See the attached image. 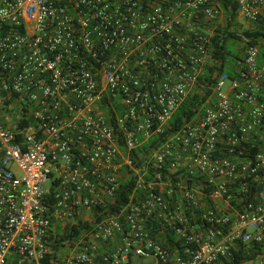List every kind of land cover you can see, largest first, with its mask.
Segmentation results:
<instances>
[{"label":"built area","instance_id":"2783aa9c","mask_svg":"<svg viewBox=\"0 0 264 264\" xmlns=\"http://www.w3.org/2000/svg\"><path fill=\"white\" fill-rule=\"evenodd\" d=\"M231 1L233 30L264 16ZM223 2L0 0V264H264V41L210 71Z\"/></svg>","mask_w":264,"mask_h":264},{"label":"trees","instance_id":"16d2710c","mask_svg":"<svg viewBox=\"0 0 264 264\" xmlns=\"http://www.w3.org/2000/svg\"><path fill=\"white\" fill-rule=\"evenodd\" d=\"M228 2V3H227ZM224 6L233 9L234 13L231 14L229 18V24L225 27L224 31H221L222 37L219 35H215L213 38V44L215 49L212 53V59L216 62L213 68H210V71L216 70L218 72H225L227 57L230 55L229 52V45L240 42L246 46L255 45L262 41H264V16L255 24V26H251L250 28L246 29L245 31H237L233 30V20L235 19L236 9L237 6L231 0H224ZM220 32V30H219ZM237 57V54L234 55V58ZM216 78H212V76L207 72L200 77L199 84L197 85V92L193 93L186 101L179 107L178 111L174 114L173 120L171 123V128L167 130V133L175 131L183 124L188 122L189 120L193 119L199 112H201L202 107L206 99L211 96L212 89L209 87L202 88L203 85L211 86L215 83ZM130 187L124 186L121 188L119 193V201L117 206L120 203H124V198L130 191ZM233 205L236 208H239L240 205L236 202H233ZM112 205L107 206H99L94 209L95 213H99L97 216L98 219H101L103 215H108L112 213ZM102 214V216L100 215ZM90 227V222H78L74 224H68L65 226L63 234L61 237L56 238V243L63 242L65 240H71L72 238L79 236L83 233L84 229H88ZM167 237L173 241V236L168 234ZM251 259L250 254L246 253L245 249L241 248L239 251L234 253V257L232 262L227 264H243L245 261Z\"/></svg>","mask_w":264,"mask_h":264},{"label":"rangeland","instance_id":"374dc122","mask_svg":"<svg viewBox=\"0 0 264 264\" xmlns=\"http://www.w3.org/2000/svg\"><path fill=\"white\" fill-rule=\"evenodd\" d=\"M239 45L237 43H233L229 45V52L230 55L227 57V65L225 72L228 74H233V65H234V55L237 54V49ZM136 264H155L153 259H140L136 260Z\"/></svg>","mask_w":264,"mask_h":264}]
</instances>
